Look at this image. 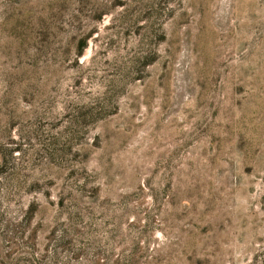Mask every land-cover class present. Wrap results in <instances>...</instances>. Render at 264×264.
I'll use <instances>...</instances> for the list:
<instances>
[{
    "label": "rangeland",
    "instance_id": "374dc122",
    "mask_svg": "<svg viewBox=\"0 0 264 264\" xmlns=\"http://www.w3.org/2000/svg\"><path fill=\"white\" fill-rule=\"evenodd\" d=\"M0 264H264V0H0Z\"/></svg>",
    "mask_w": 264,
    "mask_h": 264
}]
</instances>
